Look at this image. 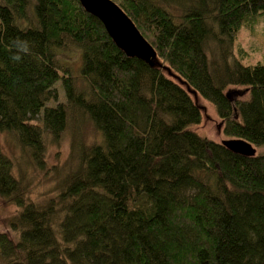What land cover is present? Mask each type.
I'll return each mask as SVG.
<instances>
[{
  "label": "trees",
  "instance_id": "trees-1",
  "mask_svg": "<svg viewBox=\"0 0 264 264\" xmlns=\"http://www.w3.org/2000/svg\"><path fill=\"white\" fill-rule=\"evenodd\" d=\"M113 1L183 84L125 55L78 0H0V133L14 148L0 143V202L15 206L0 264H264V153L196 130L204 101L224 137L264 145V64L232 47L264 0H171L178 15L156 0ZM58 80L64 100L47 105ZM230 87L243 92L230 98ZM85 122L98 143L83 141ZM66 131L70 166L35 201L27 175L47 169V145Z\"/></svg>",
  "mask_w": 264,
  "mask_h": 264
},
{
  "label": "rangeland",
  "instance_id": "rangeland-1",
  "mask_svg": "<svg viewBox=\"0 0 264 264\" xmlns=\"http://www.w3.org/2000/svg\"><path fill=\"white\" fill-rule=\"evenodd\" d=\"M168 9L174 15L181 12V6L177 1L156 0ZM233 53L242 62L255 63L260 62L264 64V13L260 15L257 24L252 28H241L237 34L236 40L233 42ZM244 52V53H243ZM66 64L69 66L73 75H75V84L77 88H84V81L79 78L78 67L79 57L76 51H66L62 54ZM57 92V99L51 100L47 105H55L64 100V93L60 81L54 83ZM230 98H234L242 94L241 87H230L228 89ZM204 115L199 124L196 125L197 132L204 133L212 137L216 141L226 138L221 133V126H219L218 118L212 106L204 102ZM35 121L40 122V115L35 117ZM82 139L86 144L98 143L100 141V134L93 128L89 122H85L82 126ZM10 137L6 134L0 133V143L6 147L4 151L11 153L14 148L11 145ZM8 143V146H7ZM12 148V149H11ZM15 151V150H14ZM257 153H264V145L256 147ZM70 138L69 132H64L58 143L49 142L47 145L45 161L47 169L45 171L32 172L27 176L32 180L31 198L35 201H41L44 198L56 194L55 180L60 177L70 166ZM15 209L12 204H4L0 202V230L4 229V220Z\"/></svg>",
  "mask_w": 264,
  "mask_h": 264
},
{
  "label": "water",
  "instance_id": "water-1",
  "mask_svg": "<svg viewBox=\"0 0 264 264\" xmlns=\"http://www.w3.org/2000/svg\"><path fill=\"white\" fill-rule=\"evenodd\" d=\"M78 2L84 10L102 23L113 43L125 55L139 58L151 67H161L168 75L184 83L168 66L157 59L152 45L141 35L132 19L117 3L113 0H78ZM186 90L192 94L194 100H197L198 96L193 89L186 85ZM226 95L229 97L228 92ZM220 143L230 151L244 156H252L256 153V147L240 137L222 138Z\"/></svg>",
  "mask_w": 264,
  "mask_h": 264
}]
</instances>
